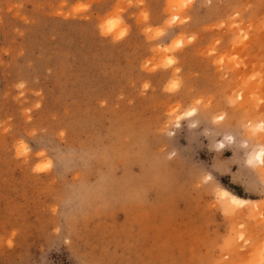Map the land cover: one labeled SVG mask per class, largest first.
Listing matches in <instances>:
<instances>
[{
  "label": "rangeland",
  "instance_id": "1",
  "mask_svg": "<svg viewBox=\"0 0 264 264\" xmlns=\"http://www.w3.org/2000/svg\"><path fill=\"white\" fill-rule=\"evenodd\" d=\"M0 264H264V0H0Z\"/></svg>",
  "mask_w": 264,
  "mask_h": 264
},
{
  "label": "bare ground",
  "instance_id": "2",
  "mask_svg": "<svg viewBox=\"0 0 264 264\" xmlns=\"http://www.w3.org/2000/svg\"><path fill=\"white\" fill-rule=\"evenodd\" d=\"M262 157H263V156H262V153H261V152H259V153L257 154V156H256V158L259 159V160H261ZM221 193H222V195H223L224 197H228L230 203L232 202V203H236V204H239V205H244V204L247 203L246 200L239 199V198H237L236 196H234V195H230V194H228V193L225 192V191H222Z\"/></svg>",
  "mask_w": 264,
  "mask_h": 264
}]
</instances>
